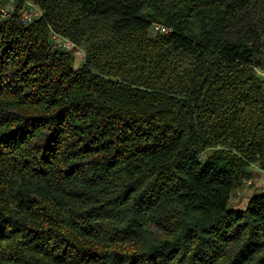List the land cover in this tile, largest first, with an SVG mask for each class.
Masks as SVG:
<instances>
[{"label": "trees", "instance_id": "trees-1", "mask_svg": "<svg viewBox=\"0 0 264 264\" xmlns=\"http://www.w3.org/2000/svg\"><path fill=\"white\" fill-rule=\"evenodd\" d=\"M15 2L0 264H264V191L231 206L264 172V0Z\"/></svg>", "mask_w": 264, "mask_h": 264}, {"label": "rangeland", "instance_id": "rangeland-1", "mask_svg": "<svg viewBox=\"0 0 264 264\" xmlns=\"http://www.w3.org/2000/svg\"><path fill=\"white\" fill-rule=\"evenodd\" d=\"M14 5L16 6V2ZM59 42H61V39H58V43ZM84 58V48L77 49L75 66L78 67ZM244 180L245 181L242 180V187L233 193L231 204L233 209H244L254 194H259L264 191V172H262L257 165L251 167L250 173L245 175Z\"/></svg>", "mask_w": 264, "mask_h": 264}, {"label": "built area", "instance_id": "built-area-1", "mask_svg": "<svg viewBox=\"0 0 264 264\" xmlns=\"http://www.w3.org/2000/svg\"><path fill=\"white\" fill-rule=\"evenodd\" d=\"M14 3H15V0H8L6 3L0 5V15L2 17H6L9 14H11L15 10ZM41 14L42 13L39 11L37 7L31 4H28L22 15V23L28 24L32 22L36 17L41 16ZM151 30L153 33H167L168 32V29L165 26L157 25V24L153 25ZM53 39L56 40L57 43H58V39H61V42H59L58 44L62 48L70 49L74 47V45L69 40H66L60 36H54Z\"/></svg>", "mask_w": 264, "mask_h": 264}]
</instances>
